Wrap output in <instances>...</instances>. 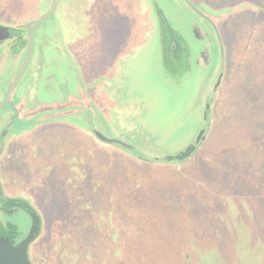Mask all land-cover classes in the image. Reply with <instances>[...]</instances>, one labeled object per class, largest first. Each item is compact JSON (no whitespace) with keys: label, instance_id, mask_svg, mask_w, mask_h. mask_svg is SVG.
Segmentation results:
<instances>
[{"label":"rangeland","instance_id":"1","mask_svg":"<svg viewBox=\"0 0 264 264\" xmlns=\"http://www.w3.org/2000/svg\"><path fill=\"white\" fill-rule=\"evenodd\" d=\"M88 1L94 9L76 21L69 16L83 0L68 1L54 14L64 35V58L40 37L54 27L50 19L38 30L33 53L38 52L35 71L47 61L45 73L55 71L82 96L83 118L71 122L87 129H57L48 118L47 128L33 125L15 134L13 105L1 113L0 138L7 134L0 139L2 197L23 210L26 202L41 220L32 263L180 264V248H186L193 253L190 264H256L249 250L264 246V149L248 137L256 117L252 126L245 93L236 89L240 54L245 58L252 51L243 48L250 21L227 16L231 10L238 15L244 0H85V8ZM50 7V0H0V25L11 31L0 42V102L29 57L30 27ZM195 21L209 33L220 26L227 36L225 59L222 52L216 59L210 37ZM69 47L79 55L78 70L69 69ZM227 55L236 61L230 64ZM247 71H256L252 62ZM48 84L39 90L41 100L55 95L53 87L45 90ZM212 100L234 113L217 123L209 140V118L204 122L201 112ZM96 130L114 141L124 138L127 146L95 139ZM203 130L200 143L207 140L195 153L204 157L202 164L180 170L173 159L164 166ZM124 149H136L146 162ZM14 220L22 232L29 228L26 216ZM82 222L91 223L94 238L80 234L84 228L89 233ZM226 247L242 252L241 260L232 253L223 260Z\"/></svg>","mask_w":264,"mask_h":264},{"label":"trees","instance_id":"2","mask_svg":"<svg viewBox=\"0 0 264 264\" xmlns=\"http://www.w3.org/2000/svg\"><path fill=\"white\" fill-rule=\"evenodd\" d=\"M57 1H58V8H57L56 13L58 11H60L61 13L62 11H64V8L66 7L67 2L71 0H57ZM83 1H84L83 7L81 8L79 7L78 9L71 11L72 14L69 16L71 17L70 18L71 22L76 21V18H79V16L81 15V12L82 13L84 12L83 13L84 15L88 11V8L89 10L94 9L91 6L89 1H88L89 4L88 5L86 4L87 7L85 8V0ZM50 5H51L50 8H52V0H50ZM242 6H243L242 10L238 15H236L237 12H233V10L229 11V13L227 14L228 18L235 17V16H239V17L244 16L246 19L250 21V24L247 29L249 31L248 32L249 38L246 39V41H244L243 48L251 49L252 51L249 55L247 54V57L245 58L242 53L240 54V56L243 57V59L242 61L239 60V68L240 67L242 68H241L240 76L236 78L238 79L236 89L240 88L245 93L242 96V99L247 105L245 110L247 112H252V117H253V118L251 117L252 126L254 122L253 114H255V117H256L255 118V131H254L255 133L250 134L248 137L253 138L254 136V139L256 140L257 149H264V0H244ZM221 17H224V13L222 14ZM51 18L49 19L52 20V25L54 26L52 27L51 32L49 34L44 32L42 35L40 34L39 35L42 38V40L46 42V44L52 43L53 45H55V47L58 49V52H59V49L60 50L63 49L61 45V40H63V36H64L61 30V22L59 20V14L53 15ZM195 22L197 26L202 29L203 34H205L206 37L207 36L210 37V46L212 47L213 50L216 51V59H218V54L221 52H222L221 56L224 58L225 57L224 40H226L227 36L222 35V32H220L221 30L219 28L220 26L215 27L216 31L215 32L212 31L211 32L212 34H211L206 30L208 28L206 24H202L197 21ZM35 23L33 25H35ZM44 23L45 22H43L35 31L33 53H34V49L36 46V38H37L38 30L43 26ZM33 25L30 27V30L33 27ZM167 27L168 26L166 24L162 25V29L164 28L166 29ZM172 35L173 34L171 33V36ZM165 40H169V39L165 38ZM28 43L30 45V36H28ZM69 50H71V58H72V60H70V63L68 64L69 69L78 70L77 68L81 65L79 55H77L76 57V52L72 47H69ZM168 52L171 53L169 49H168ZM37 53L34 57L32 56L33 59L29 67L30 72H27V74L22 79L21 85H23V87L18 92V95H21V96L18 98V95H17L16 96L17 103L15 105L13 103V112L16 115L12 117L15 118L17 125H18L17 127H19V130L15 132V134L22 131L23 128H24L23 130H25L26 127L28 128L33 125H35L36 127H40L43 125L44 127L47 128L46 125L50 123L49 120L53 122V125H55L57 129L79 130L81 128L82 130H86L87 129L86 127L78 126L74 124L73 122H71L72 117H74L73 119H75V117L76 118L82 117L81 115H79L80 114L79 105L83 101L82 96L79 97V94L77 93L73 94V90L69 88V85H68L69 82L67 81V79L64 77L63 79H60V76H58L55 71L46 74L44 67L47 65V61L45 62L44 60H41L39 63L41 66L43 65L42 71L40 72L35 71L33 62L35 61V57L38 55ZM58 55H59L58 57L64 58V56L60 52L58 53ZM226 59L230 62V64L236 61V60H233L229 55H227ZM249 62H252V67L254 70H256L253 73L247 71V66ZM84 72L85 74H88L86 71ZM228 74H230V77L232 76V73H228ZM76 79L78 82L81 80V77L76 75ZM236 79H233V80L235 81ZM87 80L89 81V78H87ZM46 81H50V84L46 86L45 90L46 89L52 90L51 88L53 87L55 95H53V97L50 100H41L39 96V90H41V87L43 86L44 83H46ZM31 89H33L35 93L38 92V94L37 93L35 94L34 92L31 93ZM78 90H79V87L76 91ZM217 91L218 89L215 92ZM32 102L36 104L34 105V109L30 111L27 108L26 110L25 105L30 107ZM37 102H40V104L38 105ZM200 103L201 105H203L202 104L203 102L200 101ZM207 105L209 106L207 109L208 113L206 114ZM207 105L205 106V108H203V111L201 112V114L204 118V122L206 120L205 119L206 116H208L207 118H209L206 121H207V124L209 125L210 123V125H209V128H206L205 130H206V134L208 135V139L212 140V138L215 136V133H216L217 127L215 126H217V123L220 124L224 116L228 117L232 115L234 111H233V108L231 107L230 108L224 107L222 103H219V101L218 103L215 104L214 100H212L208 102ZM199 106L200 104L197 105V110L200 109ZM255 112H257V114ZM47 113L49 114V116ZM232 130L234 131V129ZM92 131L93 130H91V134H92ZM6 137H3V139H6ZM206 140L207 139L205 137L200 144H196V143L192 144L195 147V152L192 154V156L186 161L178 162V160H176L177 162L175 163L174 166L179 167L177 169L182 170L181 168L190 169V168L198 166L199 164H202L203 161H205L204 157H196L195 153H197L198 151L197 148L203 145L204 144L203 142H205ZM135 150L136 149H124V151L130 153L131 158L137 159L140 162H146V160H144L143 157L141 156H139L140 158L137 157V154H135ZM141 159H143V161ZM164 164L166 168L172 165L170 164L169 161H164ZM174 166L172 168H174ZM22 203L25 205L24 211L27 213L30 212L29 205H27L26 202H22ZM81 225L83 228L85 226V227H88L89 229L88 231L89 233L86 232L85 228L83 229V231L79 230L82 236L87 237L89 239L95 237V235L91 231L92 230L91 223L83 224L82 222ZM40 235L41 233L39 234V236ZM249 251H250V254L253 255V258L256 261V264H264V246L258 247L256 249H251ZM220 253L221 254L223 253L222 257L224 255V257L222 258L223 260H227V258H231L232 254H234L235 258L238 255L236 262H239L241 260L242 252L240 253L239 250H236V247L234 249H231V247H226ZM192 259H193V253L189 249L180 248V251H179L180 264H190Z\"/></svg>","mask_w":264,"mask_h":264},{"label":"water","instance_id":"3","mask_svg":"<svg viewBox=\"0 0 264 264\" xmlns=\"http://www.w3.org/2000/svg\"><path fill=\"white\" fill-rule=\"evenodd\" d=\"M57 8H58V1L52 0L51 10L49 12H47L43 17H41L35 23V25H33V27L31 28V30H30L29 57H28L25 65H24L23 69L21 70L20 74L18 75V77L16 78L12 87L10 88L6 100L0 104V110L2 109V107L4 105H6L7 103L10 102L13 91L17 87V85H18L19 81L21 80L24 72L26 71V69L28 68V66L31 62V59L33 56V48H34V38H35L34 34H35L36 29L43 22H45L46 20L51 18L56 13ZM194 34H195V32H194ZM10 37H11L10 28L0 25V42L5 41L6 39H8ZM204 132L205 131L203 130V132L197 137L196 144L200 143ZM94 135L101 142L118 143V144L123 145L125 147L127 146L123 141L124 138H123V140L114 141V140H111V139L105 137L101 132H99L97 130L94 131ZM194 152H195V147L190 146L184 152L179 154L176 158L169 157V158H166L165 161H170L173 159H176L178 161H186L192 156V154ZM29 210H30L29 214H31L34 223H33V226L31 228L30 232H29L27 239H25L19 246L15 247L14 246V240L7 233H5L3 231L1 232V230H0V264H33L31 259H30V256H29V247H30V244L32 242H34L37 239V237L39 236V234L41 233L40 232L41 231L40 230L41 229V220L39 217L36 216V214L31 209H29Z\"/></svg>","mask_w":264,"mask_h":264},{"label":"flooded vegetation","instance_id":"4","mask_svg":"<svg viewBox=\"0 0 264 264\" xmlns=\"http://www.w3.org/2000/svg\"><path fill=\"white\" fill-rule=\"evenodd\" d=\"M31 61H32V59H31ZM25 63H24V65H25ZM30 64H31V62H30ZM28 68H29V66H28ZM27 69L24 72V74H23L21 80L19 81L17 87H19L22 79L26 75ZM18 74L19 73H17V76H18ZM17 76L15 77V80H16ZM15 80L13 81V83L15 82ZM13 83H11L8 91L10 90L11 86L13 85ZM17 87L13 91V94H12V97H11L10 102L7 103L6 105H4L2 107V109L0 110V122H2L1 121V119H2V116H1L2 111L5 110L6 108H8L9 105H13V103H14V101L16 99L15 98L16 97L15 95H16V92H17ZM8 93L9 92H7V94ZM6 97H7V95H6ZM6 97H5V99H6ZM3 101H1V102H3ZM10 117H12V114H10ZM1 134L3 135L4 132L0 133V135ZM6 136H7V134L4 137H6ZM0 139H2V138H0ZM2 192L3 191L0 190V230H1V232L3 231L5 233H7L14 240V246L17 247L25 239H27V237L29 235V232H30V230H31V228L33 226L34 221H33V218L32 217H29L28 214L21 207H18L17 206L18 205V202L15 201V203H14V201L12 199H10V198H6V200H4L5 197H2ZM20 214H22L24 217L26 216V221H27L26 224H29V228L27 230L25 229L24 232H22V228H20L16 224V221L14 220L15 219V216L20 215ZM33 243L34 242H32L30 244V247H29V256H30V250H31V247H32Z\"/></svg>","mask_w":264,"mask_h":264}]
</instances>
